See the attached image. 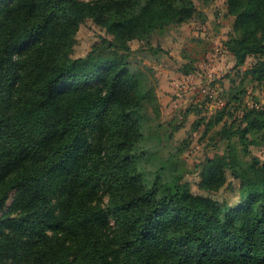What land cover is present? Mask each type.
I'll list each match as a JSON object with an SVG mask.
<instances>
[{"label": "trees", "instance_id": "trees-1", "mask_svg": "<svg viewBox=\"0 0 264 264\" xmlns=\"http://www.w3.org/2000/svg\"><path fill=\"white\" fill-rule=\"evenodd\" d=\"M201 14L195 0H0V264H264V159L251 152L264 105L231 104L241 85L207 119L226 148L194 192L150 123L151 76L129 66L155 30ZM225 14L240 84L264 83V0H225ZM86 20L105 35L75 55ZM231 179L230 205L215 195Z\"/></svg>", "mask_w": 264, "mask_h": 264}, {"label": "rangeland", "instance_id": "rangeland-1", "mask_svg": "<svg viewBox=\"0 0 264 264\" xmlns=\"http://www.w3.org/2000/svg\"><path fill=\"white\" fill-rule=\"evenodd\" d=\"M195 3L202 12L200 16L155 30L144 47L131 53L129 66L131 69L145 70L151 76L159 114L155 116L149 106L150 123L165 137L162 142L164 155L180 152L179 158L190 171L185 180L191 184L194 192H198L196 182L203 161L207 157L223 153L226 148V142L216 135L221 124L206 131L207 119L230 100L241 85L244 92L240 93L239 102L231 101V104L239 105L238 109L264 105V83L257 84L245 79L240 84L241 78L234 68V60L231 62V55L223 45L230 29V18L225 14V0H195ZM100 35H105L104 30L86 20L76 36L75 55L84 54ZM131 46L136 48L138 43L134 41ZM253 61L254 58L249 57L241 69H245ZM167 68L170 71L166 72ZM186 68L193 71L192 84L189 86L195 87L185 91L179 86L180 90L173 92L168 86L169 82L181 81L179 72ZM195 109H200L201 113H197ZM233 141L236 143L235 139ZM251 152L261 160L264 159L263 146L251 147ZM239 157L244 162L243 165L248 164L247 157L240 153ZM231 181V185L222 188L215 195L230 205L239 198L237 181ZM10 200L11 196L7 204ZM228 208L229 206L224 208L223 215Z\"/></svg>", "mask_w": 264, "mask_h": 264}, {"label": "crops", "instance_id": "crops-1", "mask_svg": "<svg viewBox=\"0 0 264 264\" xmlns=\"http://www.w3.org/2000/svg\"><path fill=\"white\" fill-rule=\"evenodd\" d=\"M230 58H231V62H232L233 57L231 56ZM163 71H166V70H163ZM168 71H170V69L167 68L166 72H168ZM179 74H181V76H182L181 81L177 80L178 83H173L171 81L172 83L169 82V84H168V86H170V89L173 90V92L180 90L178 88L179 86H181V89L184 88L183 90H185V91L193 89L195 87L194 85L189 86V84H192L193 73H184L183 71H180ZM173 78L174 77H171V79H173ZM169 94H173V93H169Z\"/></svg>", "mask_w": 264, "mask_h": 264}]
</instances>
